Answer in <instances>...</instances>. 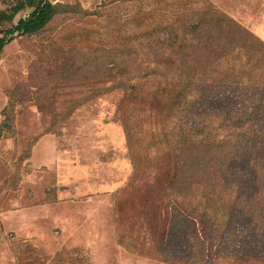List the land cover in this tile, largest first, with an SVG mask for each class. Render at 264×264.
<instances>
[{"label": "rangeland", "instance_id": "obj_1", "mask_svg": "<svg viewBox=\"0 0 264 264\" xmlns=\"http://www.w3.org/2000/svg\"><path fill=\"white\" fill-rule=\"evenodd\" d=\"M30 1L0 31L47 2L58 10L0 56V264H264L263 242L243 250L222 237L264 214V171L247 172L250 199L199 197L206 215L190 195L195 171L211 165L197 152H208L193 138L178 145L181 117L164 94L182 64L219 58L201 54L207 34L190 26L216 13L264 42V0H0V12ZM175 39L198 45L191 57ZM226 135L211 149L230 161Z\"/></svg>", "mask_w": 264, "mask_h": 264}, {"label": "trees", "instance_id": "obj_2", "mask_svg": "<svg viewBox=\"0 0 264 264\" xmlns=\"http://www.w3.org/2000/svg\"><path fill=\"white\" fill-rule=\"evenodd\" d=\"M31 4V1L20 4L14 8L13 15L9 17L1 11L0 26L5 20H13L20 10ZM57 8L56 5L47 2L38 6L28 18L21 19L11 30L0 31L2 35L0 36V56L10 36L12 37L15 33L34 34L41 31L54 17ZM206 19L207 22L204 25L190 26L188 30L195 36L205 32L206 43L199 45L206 48L202 46L201 49L199 48L201 54L208 52L212 55L211 52L219 51L220 55H215V58H219L215 62L214 60L210 62L209 58L202 56L204 61L198 64L193 65L192 61L188 66L182 64V69L174 75L172 83L168 84L170 89H166L164 94H166L165 98L173 96V106L176 107L173 111L175 115L181 117L178 145H186L193 138L192 142H200L198 146L205 148L208 152L205 153L204 150L202 152L198 148L197 163L204 160L211 165L195 171L190 199L197 201L195 203L198 206H204L206 212L205 210L202 212L210 215L208 205L206 207V202L199 200V197L210 196L209 201L214 205L222 202L225 195H229L230 203L234 197L236 203L243 198L250 199L254 197V191H250L253 186L250 185L251 181L247 177V172L250 173L251 178L254 176V180H257L260 172L264 171V114H252L255 108H264V42L223 15L210 13V17ZM229 36L237 37L238 41L230 40ZM179 41L181 45L176 49V42ZM170 45L173 51L183 58L191 57L189 51L198 46L197 44L189 45L186 39H175V43ZM209 46L215 51L208 50ZM213 63H216V68L213 67ZM222 63L233 73L223 72L222 74L220 70ZM244 78L246 80H243ZM247 88L253 89L252 92L248 91L247 96L246 92L243 94L238 91ZM250 101H252L251 112H243L242 107ZM217 102L221 106L216 108L218 111H214L213 106ZM191 122L192 127H187ZM227 127H229L228 130ZM222 132H227L226 144L231 143L235 152L230 161L228 157L221 159V154L212 153L211 143H220L217 137ZM1 137L0 127V139ZM229 137H235L236 140L232 142V138L229 140ZM212 138H214L213 141ZM221 143L220 147L223 146ZM194 153L192 152L191 155ZM225 161L226 164H223ZM236 210L239 212L240 207ZM216 213L213 211L214 215ZM236 214L229 213L231 217ZM246 221L250 224L249 227H242L237 234L227 231L222 236L226 239L230 237L233 240L240 239V248L243 250L248 243L251 248L256 244L264 243V214H259L256 218L247 217Z\"/></svg>", "mask_w": 264, "mask_h": 264}]
</instances>
